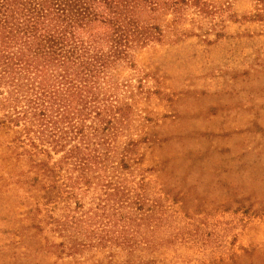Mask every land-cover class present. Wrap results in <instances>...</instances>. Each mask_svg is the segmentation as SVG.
Listing matches in <instances>:
<instances>
[{"label": "rangeland", "instance_id": "obj_1", "mask_svg": "<svg viewBox=\"0 0 264 264\" xmlns=\"http://www.w3.org/2000/svg\"><path fill=\"white\" fill-rule=\"evenodd\" d=\"M141 25L88 183L0 127V264H264V0H169Z\"/></svg>", "mask_w": 264, "mask_h": 264}, {"label": "trees", "instance_id": "obj_2", "mask_svg": "<svg viewBox=\"0 0 264 264\" xmlns=\"http://www.w3.org/2000/svg\"><path fill=\"white\" fill-rule=\"evenodd\" d=\"M168 2L0 0V127L28 153L62 151L76 184L88 183L115 111L108 72L133 43L154 38L142 15Z\"/></svg>", "mask_w": 264, "mask_h": 264}]
</instances>
